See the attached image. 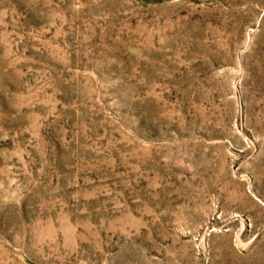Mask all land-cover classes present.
I'll return each mask as SVG.
<instances>
[{"label": "rangeland", "instance_id": "obj_1", "mask_svg": "<svg viewBox=\"0 0 264 264\" xmlns=\"http://www.w3.org/2000/svg\"><path fill=\"white\" fill-rule=\"evenodd\" d=\"M0 264H264V0H0Z\"/></svg>", "mask_w": 264, "mask_h": 264}]
</instances>
